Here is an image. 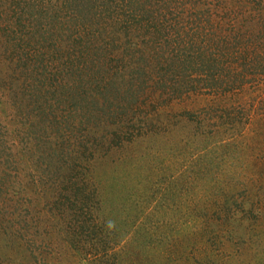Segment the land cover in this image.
<instances>
[{
  "label": "rangeland",
  "instance_id": "obj_1",
  "mask_svg": "<svg viewBox=\"0 0 264 264\" xmlns=\"http://www.w3.org/2000/svg\"><path fill=\"white\" fill-rule=\"evenodd\" d=\"M1 1L0 264H264V73L223 92L200 82L160 97L158 88L148 89L138 100L154 102L160 115L187 117L211 108L224 115L233 106L229 115L235 120L218 125L214 112L202 129L181 119L152 134L146 124L147 136L129 142L122 131L114 144L108 121L96 119L95 106L68 90L72 80L65 90L35 95L46 75L39 55L27 38L17 42L24 51L18 50L16 34L9 33L20 29V21L58 22L60 11L69 10L67 1L12 0V13L3 12ZM66 21L75 28L72 19ZM58 54L47 51L43 64L64 75ZM107 55L114 81L123 64L113 46ZM19 56L30 67L35 63L34 77L28 67L15 71ZM9 78L19 80L24 98L9 95L10 84L1 83ZM105 98L111 102L110 95ZM38 105L43 112L37 115ZM139 109L133 115L143 124L148 106ZM93 124L98 133L84 156L79 144ZM152 139L159 148L149 147ZM206 141L213 157L183 156L189 143ZM205 174L213 181L196 178ZM76 179L86 183L75 186Z\"/></svg>",
  "mask_w": 264,
  "mask_h": 264
},
{
  "label": "trees",
  "instance_id": "obj_2",
  "mask_svg": "<svg viewBox=\"0 0 264 264\" xmlns=\"http://www.w3.org/2000/svg\"><path fill=\"white\" fill-rule=\"evenodd\" d=\"M11 1H1L3 12H14ZM64 1H67L66 7L69 10L60 11L61 14L56 16L60 19L58 22L52 23L40 17L36 18V21L32 20L35 22L33 26L30 21H20V29H13L9 33H14V36L16 34V43L27 38L39 55L38 62L46 75L39 80L42 85L35 95L41 96L39 91L49 93L60 87L65 90V84L72 80L75 85L67 84L68 90L73 89L74 96L78 95L83 101L88 99L90 105L95 106L93 113L96 112V119L108 121V127L113 130L108 138H112L113 143L114 136L120 138L122 131L123 138L129 142L139 134L141 138L147 136L148 131L142 132L143 125L146 124L151 125L146 128L152 134L167 128L172 120L182 122L181 119L196 124V129H202L205 127L204 123L207 126L210 124L214 112L221 121L218 125H224L225 122L232 125L235 120L229 115L236 110L233 106L227 109L224 115L218 113L220 108L203 110L196 115L186 114L189 115L187 117L184 114L160 115L154 102L138 100L148 89L158 88L160 97L184 89L190 90L193 82H200L207 90L223 92V88L233 90L252 82V76L264 73V0H120L126 3L125 6L119 4V0H74V3L73 0ZM138 2V13L132 12L131 6ZM38 14L42 16L41 12ZM66 18L72 19L74 29ZM23 23L29 26V30H26L27 25ZM62 39L67 43H63ZM118 41L120 45H115ZM47 42L51 44L46 46ZM69 42L72 43L68 45ZM16 46L20 50L21 45L17 43ZM111 46L113 50H117L118 57L120 56L118 60L123 64V69H116L118 79L114 81L110 77L112 71L105 67L109 64L105 61L110 56L107 54ZM53 50L56 54L59 53L60 58L62 56L63 64H60V68L66 70L64 75L60 74L59 67L54 65L48 70L49 66L43 64L47 51L49 53ZM26 55L28 56V53H25ZM19 58L22 59L21 56ZM21 59L19 62L22 61V64L16 63L15 71L21 72L28 67L34 77L35 72L37 73L35 63L30 67L25 58ZM111 62H114L113 59ZM56 75L59 76L57 80ZM17 80H2L4 85L10 84L9 95L13 92L15 96H19V93L23 95L24 91L18 87ZM46 80H51V83ZM70 94L69 92L70 99H74ZM107 95L111 96V102L105 98ZM101 96L105 100L97 99ZM140 105L148 106L147 110L144 109L146 115L144 114L142 119L143 124L141 120H135L133 115L135 111L140 110ZM149 105H152V108ZM39 110L38 105L37 115L43 112ZM97 133L98 124L91 125L85 132V141L79 144L84 146L83 151H80L84 156L88 150L89 139L91 141L96 138L94 135ZM201 144L189 143L188 149L182 151L183 156L213 157L215 149L209 148L210 141ZM159 145L152 139L149 147L157 149ZM90 146L94 152L97 151L92 142ZM89 154V157L93 155L91 151ZM202 166L206 168L207 163H202ZM196 178L204 180L205 183L213 181L206 174ZM80 182L85 181L76 179L74 185L78 186Z\"/></svg>",
  "mask_w": 264,
  "mask_h": 264
}]
</instances>
